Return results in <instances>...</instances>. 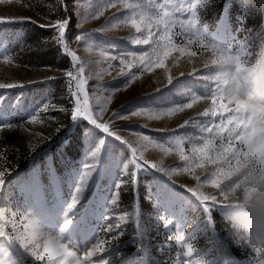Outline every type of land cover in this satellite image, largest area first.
Instances as JSON below:
<instances>
[{"label":"rangeland","instance_id":"obj_1","mask_svg":"<svg viewBox=\"0 0 264 264\" xmlns=\"http://www.w3.org/2000/svg\"><path fill=\"white\" fill-rule=\"evenodd\" d=\"M127 3L146 4L147 0ZM157 3L187 9L189 0ZM129 15L130 9L123 5L112 8L109 0H0V20L4 21L0 23V83L24 85L0 90V173L4 174L0 208L5 211L0 223L5 225L6 233L13 234V220L20 230L24 223L35 221L43 233L59 235L62 242L70 245L79 264H85L86 253L95 245L103 251L98 249L89 258L91 264H100L101 259L108 264H194L197 260L224 264L225 259L229 264H253L256 257L250 251L246 254L245 249L232 244L218 211H212L213 228L186 188L157 169L147 165L139 168L135 181L123 187L117 205L112 204L117 185L128 180L125 168L130 166V150L87 119L71 118L75 107L71 92L76 87L65 73L72 71L75 75L83 66L84 90L89 105L97 112L106 97L112 96L104 112L105 120L117 112L128 115L137 109L186 102L177 94L182 86L203 82L200 73L189 76L177 71L187 57L178 67L172 66L171 59L167 61L172 75L178 78L172 85L167 84L164 69L142 73L138 68L121 65L119 59L108 60L113 55L130 60L132 54L139 57L150 50L147 45L132 42L139 34L121 23ZM197 15L198 30L207 41L232 45L264 41V19L258 10L251 12L242 0H210ZM189 16L187 11H177L174 18ZM64 19L69 21L65 42L79 61L56 43L58 32L50 25ZM174 30L179 31L178 23ZM76 37L83 39L78 41ZM180 39L183 37L178 36ZM121 70L135 72L139 79L125 87L131 77L121 75ZM210 103L207 101L205 106ZM45 105H49L48 109L41 111ZM202 110L198 106L186 109L169 125L170 131L161 130L163 121L144 117L117 119L109 127L116 128L122 140L135 141L136 133H140L167 145L176 135H201L192 124L179 128L185 119L211 126L209 121L216 118L198 116L197 111ZM33 115L37 123H30ZM5 123L13 127L5 128ZM184 147L187 152L191 145L186 142ZM96 148L101 151L93 159L91 152ZM157 151L149 146L144 154ZM165 159L169 167L183 166L175 156ZM92 164L94 169H86ZM86 171L91 175L85 176ZM81 180L82 193L76 206L69 209ZM182 183L194 186L195 181L186 175ZM167 220L171 222L165 227ZM68 221L71 223L61 232ZM0 243H4L3 238ZM189 243L196 251L192 257H184ZM5 247L7 255L0 253V261L42 264L18 244Z\"/></svg>","mask_w":264,"mask_h":264},{"label":"snow or ice","instance_id":"obj_2","mask_svg":"<svg viewBox=\"0 0 264 264\" xmlns=\"http://www.w3.org/2000/svg\"><path fill=\"white\" fill-rule=\"evenodd\" d=\"M210 3V0H198L195 6H192L193 0H189L190 7L188 9H180V11H187L190 13L189 17L182 20L175 19V14H173L172 19L163 18L164 27L161 28L159 25H154L153 21L157 19L156 15V5L157 0H147L146 4H129L127 0H109V6L112 8H117L123 5L125 8L131 10V15L125 17L121 23L130 25L135 29V32L139 35L132 41L137 45H147L149 46L148 51H145L143 55L137 57L132 54L131 59L127 57L118 58L113 55L108 57V60L115 61L119 59L121 65L131 69L138 68L141 72H151L155 69H164L167 73V84L172 85L178 78L174 77L167 65V61L171 59L173 61V67H178L181 60L185 57L195 58L198 56L199 52L195 49V46L188 42L186 37L189 36L190 32L198 27L199 18L198 10L206 7ZM102 15V13H100ZM116 19V16H113ZM0 23H4L0 20ZM179 24V31H175V27ZM69 25L67 19L56 21L50 26L58 32V36L55 38L56 43L61 45L65 51L72 57L73 60L79 61V57L76 52L72 51L69 45L65 42L66 38V28ZM112 27H117L113 24ZM183 37V39L177 40V37ZM76 40H82L83 37H76ZM246 42L241 41L240 47L243 48ZM176 53L177 55H174ZM104 55V53H101ZM5 59H8L5 56ZM84 68L81 65L76 74L73 75L72 71L65 73L70 81H75L76 91L71 92V95L75 97V107L71 110V118L76 120L78 117H83L92 123L96 128L102 130L109 136H114L116 140L120 141L122 144L126 145L128 150H130L131 158L129 165L125 168V175L128 176L127 181H122L117 185V191L114 194L112 204L117 205L120 198V190L129 183L135 181L136 172L139 168L147 165L151 168L157 169L161 172H165L171 175L170 170H165L158 168L156 163L146 159L145 151L149 146L157 150H165L170 147H175L177 144L180 145L182 151L185 155H191L190 151H185V143L196 145L198 157L201 161L195 168L189 169L185 165V159L182 157L180 161L183 162V166H177L175 168H184L186 174L191 177L196 183H199L200 177L196 175L199 168L205 167L206 165L212 166L215 169V174L213 179L210 181V186L214 188L220 187L225 176L238 175L241 171V165L244 164L249 156V154L255 155L257 157H264V128H257L251 125V121L247 116H241L240 112L243 110V106L238 108H233L229 104L225 103L222 99L216 100L215 98L210 99L211 105H213L211 115L205 117H215L216 119L209 121L211 126L208 124H197V122L189 118L187 124H183L182 128L192 124L199 128L201 135L199 136H173L167 141V145L163 142H159L156 139L148 136L136 133L137 142L135 144L129 142L128 140H122L121 135L117 134V129L112 128L110 130L109 125L113 121L126 120L129 117H144L149 121H160L165 113L167 112L171 116V109L177 108L181 103L186 105V109H193L196 105L191 103L187 99L190 89H183L178 91V95L182 98V101L174 103L168 107L151 108V109H137L129 113L128 115H123L119 112L113 113L111 117L107 120L104 119V112L107 110V104L111 102L112 96L109 95L105 99L104 106L95 111L92 106L89 105L87 94L85 93L84 86L86 79L83 77ZM121 75L129 74L130 80L125 87L131 86V84L139 79L135 72H124L121 70ZM199 74V72L194 73ZM183 75V74H181ZM202 80H207V75H200ZM17 87H24L21 84L15 83H0V90H11ZM118 91V90H117ZM159 91V89H158ZM201 95L209 97L211 95L210 89L206 86ZM49 105H45L41 111H46ZM64 111V109H61ZM199 116V115H198ZM99 121V122H98ZM218 121V122H217ZM37 116L33 115L30 123H37ZM5 128H12L13 125L10 123L3 124ZM147 127V125H144ZM181 128V129H182ZM211 128L212 130L204 135L205 131ZM58 130V129H57ZM164 131L163 129H161ZM207 140H212L214 143L209 145L206 143ZM221 141L223 142V147L220 148ZM101 151L100 148H96L91 152L93 159L97 158L98 153ZM190 162V161H189ZM86 169H94L95 165H86ZM91 172L86 171L85 176H90ZM4 174L0 173V185L4 184L3 179ZM84 181L81 180V186L75 187V194L72 196L71 203L69 204V209L76 206L79 196L82 193V185ZM186 188L187 192L191 194L192 197L199 203L205 213V218L207 223L215 227V222L212 216V203L216 197L209 196L207 193L197 192L195 187L188 185H181ZM17 215L13 213V216ZM5 218V211L0 208V221ZM120 219H124L121 217ZM170 220L164 224L165 227L168 226ZM71 221L65 223L64 227L60 230L61 232L66 229ZM119 227V225L115 226ZM112 230L110 226L109 231ZM12 232L9 234L5 232V225L0 223V238H3L4 243H0V253L7 255V249L5 244H18L20 248L25 249L36 261L42 262V264H79V258L76 253L71 250L70 245L62 242V238L57 236H52L43 233L37 226L35 221H29L23 224V230L17 227L15 220L12 221ZM187 244L186 250L183 252L184 257H192L194 252L191 250ZM103 251L99 248V245H95L91 251L86 253L85 264H91L90 257H92L97 250ZM246 254L249 252L245 250ZM256 257L253 264H264V256L252 253ZM71 258V259H70ZM0 264H9V261H0ZM100 264H108L107 261L101 259ZM185 264H189L185 261ZM194 264H219L218 261H203L197 260ZM224 264H229V261L225 259Z\"/></svg>","mask_w":264,"mask_h":264},{"label":"clouds","instance_id":"obj_3","mask_svg":"<svg viewBox=\"0 0 264 264\" xmlns=\"http://www.w3.org/2000/svg\"><path fill=\"white\" fill-rule=\"evenodd\" d=\"M197 3L198 0H193L192 6ZM242 3L251 12L258 10L264 19V0H242ZM189 7L188 3L187 9ZM180 9L183 8L158 3L157 19L153 24L163 28V18L172 19L173 14ZM186 39L195 46L199 55L184 60L177 71L180 74L187 72L189 76L197 72L208 76V79L199 85L190 83L182 86L183 89L191 90L187 95L188 101L203 108L202 111H197V115H211L213 105L205 106V103L213 98L222 99L233 108L242 105L240 115L247 116L252 126L264 128V41L256 44L246 43L243 48L239 46L241 42L238 45L210 42L203 38L198 27L191 31ZM206 86L211 92L209 97L201 95ZM185 110L186 105L181 103L179 107L170 110L171 116L166 112L160 120L164 123L163 130L170 131L169 125L173 120H178ZM187 122L188 119H185L178 127L182 128ZM211 130L208 128L204 135L207 136ZM136 142L137 140L131 141ZM206 143L212 145L214 142L207 140ZM222 147L221 141L220 148ZM189 151L190 157L185 155L177 144L175 147L158 150L146 156V159H154L158 168L170 170L171 175L163 173L175 183L183 185L182 180L187 175L184 168L169 167L165 157L175 156L179 160L183 157L186 167L195 168L201 163L197 146L192 145ZM214 174L215 169L212 166L199 168L196 175L201 179L193 187L197 192L216 197L211 201V210L220 213L223 227L233 245L264 256V157L249 154L246 162L241 165L240 173L225 176L218 188L210 186ZM189 247L193 252L196 251L193 244Z\"/></svg>","mask_w":264,"mask_h":264},{"label":"trees","instance_id":"obj_4","mask_svg":"<svg viewBox=\"0 0 264 264\" xmlns=\"http://www.w3.org/2000/svg\"><path fill=\"white\" fill-rule=\"evenodd\" d=\"M62 8V7H61Z\"/></svg>","mask_w":264,"mask_h":264}]
</instances>
